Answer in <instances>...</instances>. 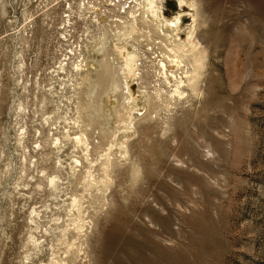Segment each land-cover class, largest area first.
Listing matches in <instances>:
<instances>
[{
    "label": "rangeland",
    "instance_id": "rangeland-1",
    "mask_svg": "<svg viewBox=\"0 0 264 264\" xmlns=\"http://www.w3.org/2000/svg\"><path fill=\"white\" fill-rule=\"evenodd\" d=\"M153 2L0 0V264H264V0Z\"/></svg>",
    "mask_w": 264,
    "mask_h": 264
},
{
    "label": "bare ground",
    "instance_id": "bare-ground-1",
    "mask_svg": "<svg viewBox=\"0 0 264 264\" xmlns=\"http://www.w3.org/2000/svg\"><path fill=\"white\" fill-rule=\"evenodd\" d=\"M147 2V1H146ZM156 2V1H155ZM157 4V3H156ZM144 8V7H143ZM145 8H146V10H147V12H148V14H150L151 15V17L153 16V18L154 19H159V14H158V12H157V7H155L154 6V2H153V0H148V3L146 4V6H145ZM131 16V15H130ZM146 16V15H145ZM153 20V19H152ZM161 21V20H160ZM167 21V20H166ZM177 22V21H176ZM162 23V22H161ZM175 23V22H174ZM105 25V24H104ZM153 25V24H152ZM167 27V26H166ZM169 27V26H168ZM167 27V28H168ZM123 28V30L126 28H124V27H121V29ZM175 28V27H174ZM192 28V27H191ZM190 28V29H191ZM187 32L186 33H188V30H186ZM120 32V31H119ZM125 32H126V29H125ZM127 33H124V35H126ZM177 34V33H176ZM195 42V41H194ZM115 44V43H114ZM198 44V43H197ZM133 48V47H132ZM129 52V50L128 51H126V49L125 48H123V47H115V50L112 52V55L115 57V59L118 61V63L120 64L119 65V71L121 72V74H122V76L124 77V79H125V81H126V83L129 81V78L130 77H132L133 75H134V71L136 70V67H137V63H136V56L134 55V54H130V53H128ZM108 63V64H107ZM107 63H104V65L102 66L101 65V68H102V71H103V73H102V75H104V72L106 73L107 71H108V73H109V71H110V73H109V75L110 76H112V78L111 77H109V76H107V74L108 73H106V75H104L105 77H109L110 79H113L114 80V78H115V80H116V84H115V80L114 81H112V80H110V85H111V81L113 82L112 83V87L110 88V91H111V93L113 92V91H115V89H117V94H116V98H117V96H119V97H121V95H124V93H123V91L122 92H120L121 94H119L118 92L120 91L119 89V87H122L121 86V82L120 81H117L118 79V77H116V76H118V75H116L115 73H114V69H116L115 68V66L113 65V66H111V64L109 63V62H107ZM118 63H117V65H118ZM103 64V63H102ZM106 64L107 65H109V67H107L106 66ZM93 68V67H92ZM107 68H109L108 70H107ZM110 68H113V70L112 69H110ZM118 70H117V72H119ZM113 74H112V73ZM114 74L116 75V76H114ZM113 76H114V78H113ZM122 76H121V78H122ZM135 76V75H134ZM133 76V77H134ZM132 77V78H133ZM121 78H119L120 80H121ZM131 79V78H130ZM107 80V79H106ZM109 80H107L108 82H109ZM122 80H123V78H122ZM124 81V82H125ZM107 82V83H108ZM118 82H119V85H118ZM131 82V81H130ZM125 83V84H126ZM114 84V85H113ZM123 85V84H122ZM132 85V84H131ZM124 86V85H123ZM128 86V84L125 86V91H128L129 92V96H128V100H130L132 97H133V94L131 93V91L130 90H126V87ZM100 87V86H99ZM108 87V86H107ZM128 87H130V86H128ZM128 87H127V89H128ZM122 89H124L123 87H122ZM130 89V88H129ZM107 90H109V89H107ZM119 90V91H118ZM116 92V91H115ZM106 94H109V91H108V93L106 92ZM119 94V95H118ZM105 95V94H104ZM118 97V98H119ZM123 97V96H122ZM125 97L126 96H124V99H125ZM131 97V98H130ZM134 97H135V95H134ZM133 97V98H134ZM105 98V97H104ZM127 98V97H126ZM123 99V98H122ZM135 99V98H134ZM126 100V99H125ZM127 100V101H128ZM132 100V99H131ZM130 100V101H131ZM122 102H123V100H122ZM134 102H135V100H134ZM136 102H137V100H136ZM136 102H135V104H136ZM100 104V103H99ZM112 104H116V101H112ZM121 104V103H120ZM131 104V103H130ZM132 104H133V102H132ZM111 106H113V105H111ZM115 106H117V105H115ZM137 106V105H136ZM121 108V107H120ZM112 110H113V108H112Z\"/></svg>",
    "mask_w": 264,
    "mask_h": 264
}]
</instances>
